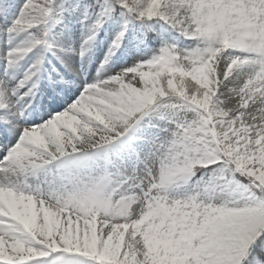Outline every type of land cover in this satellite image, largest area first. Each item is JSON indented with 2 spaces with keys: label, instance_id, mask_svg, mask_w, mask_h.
Instances as JSON below:
<instances>
[{
  "label": "rangeland",
  "instance_id": "1",
  "mask_svg": "<svg viewBox=\"0 0 264 264\" xmlns=\"http://www.w3.org/2000/svg\"><path fill=\"white\" fill-rule=\"evenodd\" d=\"M160 1L153 16H139L149 18L148 32L183 79L164 77L162 86L149 67L153 46L140 50L136 38L126 42L109 25L107 34L80 23L64 30L49 5L0 0V153L11 156L0 166V198L11 209L0 219V264H86L98 253L110 261L104 264L153 263L183 255L194 224L207 223L208 232L195 236L199 249L219 244L223 254L214 256L239 264L264 229V205L222 170L203 191L190 187L187 172L191 157L199 162L219 150L230 174L264 192V169L247 167L264 162V0H172L167 8ZM83 12L77 7L79 18ZM39 26L42 38L30 30ZM232 38L249 43L250 61L210 58ZM34 74L23 99L20 85ZM19 101L27 116L18 115ZM217 101L227 121L208 111ZM179 120L197 130L193 153L177 139ZM115 134L121 137L106 146L88 147L91 138ZM75 136L83 147L71 144ZM4 138L24 144L4 151ZM57 144L66 150L62 164ZM18 236L31 237L42 253L16 259L10 247ZM61 248L79 259L47 260Z\"/></svg>",
  "mask_w": 264,
  "mask_h": 264
},
{
  "label": "trees",
  "instance_id": "2",
  "mask_svg": "<svg viewBox=\"0 0 264 264\" xmlns=\"http://www.w3.org/2000/svg\"><path fill=\"white\" fill-rule=\"evenodd\" d=\"M41 1L45 2V4L46 2L49 1L52 10L58 13L59 15H63L64 19L69 23L75 17V16H72V10L74 6L71 7V4L69 5L68 3H65L64 0H41ZM107 2H109L112 5V7L115 8L116 11L118 9L120 10V5L123 3H128L132 5L135 8V11L137 14H144V13L152 14L154 11L152 0H80L79 3L85 5L88 8L89 12H91L92 9H102L103 10ZM119 12L120 11H118L117 13L118 15L116 17L118 20H119ZM89 15H92V13H89ZM92 16L94 17L95 13ZM92 22H94V20H92ZM88 25H90V23H88ZM238 47L239 46H237V48ZM214 115L216 116L217 120L224 121L225 119L228 118L227 113L224 110L220 109L219 107L214 108ZM221 167L224 168L225 166L222 165ZM247 167L250 171L257 172L259 170L264 169V163L253 160L247 163ZM244 185L246 188L251 189L255 193L256 197L259 198V200H261L264 203V192L263 191L259 192V190L255 187V185L251 183H245ZM254 256L257 257V259H260L262 262H264V254L261 251L256 250L254 252ZM173 257H174L173 260L171 259L168 261L170 262V264H195L192 258L183 257V256L176 257L175 255ZM136 263L147 264L148 262L145 260H141V263L139 261H137ZM205 263L210 264L207 260ZM158 264H167V262L165 260H162L158 262Z\"/></svg>",
  "mask_w": 264,
  "mask_h": 264
},
{
  "label": "bare ground",
  "instance_id": "3",
  "mask_svg": "<svg viewBox=\"0 0 264 264\" xmlns=\"http://www.w3.org/2000/svg\"><path fill=\"white\" fill-rule=\"evenodd\" d=\"M18 57H19V59L21 60V59H23L24 57H25V51H19L18 52ZM64 65L66 66V67H68V65H66L65 63H64ZM35 70H36V68H35ZM68 72H70V71H68ZM35 78H36V75L34 74V76L33 77H31L30 78V80L29 81H26V82H23V83H21V85H20V89H21V92H20V95L22 96V98L23 99H27L28 98V95H27V93H26V91H27V89L29 90V91H31L32 90V87H30L31 85H33L34 84V80H35ZM72 87H75V85H71ZM77 88H79V87H77ZM23 101V100H22ZM25 101V100H24ZM25 102H27V104H25L24 106H26V108L28 107V104H29V102H28V100L27 101H25ZM21 105H23V104H21V101H19L15 106H16V110L18 111V115H20V116H25L26 115V110L25 109H22V107H21ZM65 107V106H64ZM64 107H62V108H64ZM61 108V109H62ZM57 110V108H52V110L51 111H56ZM68 111V109H64V112H67ZM64 112L62 111V113L60 114V115H58V116H56V118H59V117H61L63 114H64ZM51 114H52V112H50V113H45V114H42V119L43 118H46V117H50L51 116ZM37 124H39V123H37ZM21 144H24V139H13V138H6L5 139V141H4V143H2V145H3V150L4 151H7V150H9V152L11 151V150H13V148L14 147H17V146H19V145H21ZM2 154L0 153V166L4 163V161L5 160H8V159H10L11 158V156H7L6 158H4V156L2 157L1 156ZM0 219H6V218H9L10 217V214H11V209H10V206L7 204V202H5L3 199H1L0 198Z\"/></svg>",
  "mask_w": 264,
  "mask_h": 264
}]
</instances>
